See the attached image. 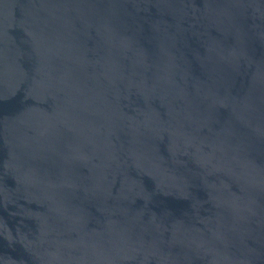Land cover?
Instances as JSON below:
<instances>
[{"label":"water","instance_id":"water-1","mask_svg":"<svg viewBox=\"0 0 264 264\" xmlns=\"http://www.w3.org/2000/svg\"><path fill=\"white\" fill-rule=\"evenodd\" d=\"M0 264H264V0H0Z\"/></svg>","mask_w":264,"mask_h":264}]
</instances>
